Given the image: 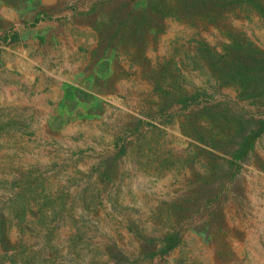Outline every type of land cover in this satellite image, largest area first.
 Masks as SVG:
<instances>
[{"label": "rangeland", "instance_id": "rangeland-1", "mask_svg": "<svg viewBox=\"0 0 264 264\" xmlns=\"http://www.w3.org/2000/svg\"><path fill=\"white\" fill-rule=\"evenodd\" d=\"M145 3L0 0V264H264V17Z\"/></svg>", "mask_w": 264, "mask_h": 264}, {"label": "trees", "instance_id": "trees-1", "mask_svg": "<svg viewBox=\"0 0 264 264\" xmlns=\"http://www.w3.org/2000/svg\"><path fill=\"white\" fill-rule=\"evenodd\" d=\"M146 3L140 7L142 14V21L147 22V13L148 11L152 14L160 13L162 15H172L180 17V15L186 13L187 15L191 14L201 15L202 16H212V13L209 14L206 12L216 9L219 7H226L232 5V7L239 6L242 9H254L256 10L262 17H264V0H177V4H173L171 6L166 5V3L162 0H145ZM170 4V3H169ZM181 11V12H180ZM124 13V12H123ZM125 14V13H124ZM114 16L112 20L114 23H118L119 29L126 28L128 25V20L126 15ZM132 21V19H131ZM139 18H137L135 22L134 30H136V35H139V30L144 33V29L142 31L143 26L145 25ZM134 22V21H133ZM252 46L251 43H249ZM248 47L241 45L240 41L236 38H233V42L228 51H226L225 57L223 58L225 62H227L226 66L229 69V73L233 79L239 78L241 75L244 76L245 73H251L255 70H260L264 72V57H258L254 54L255 49L253 47ZM231 49V50H230ZM243 51L242 55L235 56L232 51ZM234 55V56H233ZM259 74V73H257ZM264 81V80H263ZM201 93L196 94L195 96L183 97L181 101L187 106L190 101L197 100ZM264 125V122H263ZM255 133V132H254ZM260 133V132H258ZM258 133L254 135L247 136V139L244 141L242 148L239 150L237 154L238 157H242L246 154L247 150L252 147L254 140ZM167 245L161 250L163 253L167 252L169 249L173 248L176 244V238L171 235L167 238Z\"/></svg>", "mask_w": 264, "mask_h": 264}]
</instances>
